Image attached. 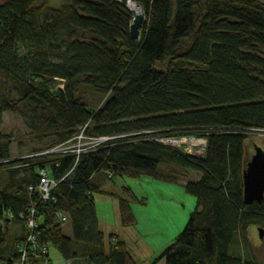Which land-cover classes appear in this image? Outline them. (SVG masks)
Wrapping results in <instances>:
<instances>
[{"label": "trees", "instance_id": "obj_1", "mask_svg": "<svg viewBox=\"0 0 264 264\" xmlns=\"http://www.w3.org/2000/svg\"><path fill=\"white\" fill-rule=\"evenodd\" d=\"M0 1V263L17 264L25 211L34 207L37 242L70 264H138L118 235L106 239L94 194L117 198L122 225L134 226L132 203L145 199L103 187L147 175L196 198L160 258L166 264H258L237 244L264 226V201L244 199L246 141L264 130V3L133 0L145 17L135 41L128 0ZM95 97L104 99L96 108L88 102ZM4 112L18 115L40 145L30 157H11ZM85 125L89 136L115 138L78 157L43 154L71 145ZM156 136L205 137L207 149L190 155ZM41 171L58 182L45 201ZM189 172L199 179L187 181Z\"/></svg>", "mask_w": 264, "mask_h": 264}, {"label": "rangeland", "instance_id": "obj_2", "mask_svg": "<svg viewBox=\"0 0 264 264\" xmlns=\"http://www.w3.org/2000/svg\"><path fill=\"white\" fill-rule=\"evenodd\" d=\"M65 1L50 0L49 5L58 7ZM259 1L264 3V0ZM88 102L96 108L104 102V99L88 98ZM1 128L2 132L9 136L13 159L30 157L32 150L40 146L29 136L22 119L16 114L4 112ZM245 146L248 163L255 154L256 147L264 150V136L254 134L247 139ZM199 177V173L189 172L186 180L196 181ZM125 188H130L137 197L145 199L146 202V204L132 203L137 223L131 227L122 225L117 198L107 194H94L100 225L106 234V239L108 240L111 234L118 235L126 242L138 264H166L165 259L160 258L186 228L190 215L195 211L196 198L187 193L182 184L157 180L147 175L137 178L115 177L113 181L106 182L105 190L124 196ZM69 229V223H64L65 235L70 233ZM259 229L263 230V239H260ZM248 240V245L240 240L237 248L245 257L249 253L258 264H264V226L251 228L248 232ZM48 255L51 264H70L51 245L48 246Z\"/></svg>", "mask_w": 264, "mask_h": 264}, {"label": "built area", "instance_id": "obj_3", "mask_svg": "<svg viewBox=\"0 0 264 264\" xmlns=\"http://www.w3.org/2000/svg\"><path fill=\"white\" fill-rule=\"evenodd\" d=\"M137 5L133 0H128L127 5ZM87 125L81 127L73 139L71 145H61L47 151V154L53 153H74L77 157L79 154L85 151L94 150L97 147L108 144L110 141L114 140L115 137H93L86 133ZM256 135L264 136L263 129H254ZM153 140L161 145L169 146L174 149H179L184 153L203 156L207 149V139L205 137H169V136H156ZM45 154V153H43ZM58 182L52 178H49L45 171L40 172V183L38 186V192L41 195L42 200H48L52 190L56 187ZM26 228L28 229V234L24 242L19 246V260L17 264H34V260L40 259L41 264H51L48 255V247L45 245H40L37 242L35 236V230L38 227L37 217L38 213L34 207L27 209L26 211ZM57 218L61 222H66L67 218L58 213ZM11 219L13 216L8 214ZM22 217V216H20ZM0 224L2 221L0 220ZM5 264V263H0Z\"/></svg>", "mask_w": 264, "mask_h": 264}, {"label": "water", "instance_id": "obj_4", "mask_svg": "<svg viewBox=\"0 0 264 264\" xmlns=\"http://www.w3.org/2000/svg\"><path fill=\"white\" fill-rule=\"evenodd\" d=\"M144 22L145 17L143 13L140 15L135 13L134 21L131 25V38L135 41L141 39ZM244 199L249 205L264 201V150L260 147L255 148V154L246 164L244 172ZM259 233L260 239H263V230L259 229Z\"/></svg>", "mask_w": 264, "mask_h": 264}, {"label": "bare ground", "instance_id": "obj_5", "mask_svg": "<svg viewBox=\"0 0 264 264\" xmlns=\"http://www.w3.org/2000/svg\"><path fill=\"white\" fill-rule=\"evenodd\" d=\"M131 10H133L136 14L140 15L142 12L139 10V8L136 5H130Z\"/></svg>", "mask_w": 264, "mask_h": 264}, {"label": "crops", "instance_id": "obj_6", "mask_svg": "<svg viewBox=\"0 0 264 264\" xmlns=\"http://www.w3.org/2000/svg\"><path fill=\"white\" fill-rule=\"evenodd\" d=\"M183 185V184H182ZM105 187H106V184L104 185V189H105ZM119 213H120V210H119ZM98 214V213H97ZM98 220H99V217H98ZM99 225H100V220H99ZM100 227H101V225H100ZM102 229V231L104 232V230H103V228H101ZM69 234H66V236H71L72 235V231H71V228L69 229Z\"/></svg>", "mask_w": 264, "mask_h": 264}]
</instances>
